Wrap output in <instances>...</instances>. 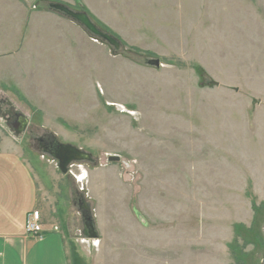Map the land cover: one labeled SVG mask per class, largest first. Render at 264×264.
<instances>
[{
    "label": "rangeland",
    "instance_id": "rangeland-1",
    "mask_svg": "<svg viewBox=\"0 0 264 264\" xmlns=\"http://www.w3.org/2000/svg\"><path fill=\"white\" fill-rule=\"evenodd\" d=\"M36 1L13 3L34 10ZM57 1L37 2L42 8L64 3L94 24L98 19L95 25L120 42L119 49L79 27L76 45L83 54L77 51L76 60L82 71L88 65L96 95L93 88L88 92L89 77L76 81L75 55L74 73L57 71L64 63L59 49L47 53L51 38L38 37L27 57L42 54L46 68L55 69L53 80L43 82L45 93L25 78L23 96L0 94V132L14 138L9 122L18 115L27 119L11 144L28 163L30 208L41 209L45 200L50 213L44 221L62 228L68 223L71 241L82 232L77 203L86 195L101 252L90 247L88 254L67 240L69 264L72 251L79 264H116L108 254L132 230L141 248L170 245V261L164 250L161 261L150 264H264V0ZM8 12H16L13 4ZM149 59L161 66L147 67ZM173 104L184 109L188 131L195 133L186 137L184 152L169 159L150 155L154 147L163 150L167 123L181 121ZM41 136L89 153L91 161L72 163L63 175L38 149ZM107 153L120 162L108 164L106 156L113 154ZM137 216L184 228L138 230L130 224Z\"/></svg>",
    "mask_w": 264,
    "mask_h": 264
},
{
    "label": "crops",
    "instance_id": "crops-1",
    "mask_svg": "<svg viewBox=\"0 0 264 264\" xmlns=\"http://www.w3.org/2000/svg\"><path fill=\"white\" fill-rule=\"evenodd\" d=\"M37 1V8L31 10L21 3L20 5L22 7L15 6L13 0H0V94L2 95H5L7 92L12 94L13 90L17 94H20V96H23L22 92L25 89L23 81H25V78H30L32 83L36 80L41 87L37 88L41 90L47 87L43 82L53 80V72L55 69L52 66L46 68V61L42 54L38 55L33 52L30 60L27 57L30 52L37 48V38L42 35L51 38L46 45L47 53H49L51 48L57 51L59 49V55L64 63L60 67L59 65L57 66V71L66 73L67 70L71 73L73 69L74 73V59H72V56L75 55L76 81L80 78L81 74L89 77V73H85L88 72V65L84 68V71H82L79 69V63L76 60L79 54H83L81 46H77L76 43L77 39L81 37L80 28L82 30L84 29L62 14L50 11L47 7L42 8L40 5L42 2ZM12 4L16 12H8L9 9L12 8ZM81 4L85 8V12H88L91 18L96 19L92 16L83 2ZM65 5L72 10L78 11L75 7L72 8L70 5ZM96 20L95 22L97 23L99 20ZM101 24L103 23L101 22ZM102 28L106 30L104 27ZM86 46L89 47L88 45ZM129 47L137 48L133 46ZM137 49L140 51L139 48ZM14 50H18V53L9 55V53ZM77 51L79 54H76ZM141 54L143 56L149 55L146 52H141ZM100 57L105 58L104 54ZM124 58L128 61L130 60L132 63L134 62V64H139L133 56L128 57L127 55ZM96 67L98 68V64H96ZM7 70L9 71L8 75L4 73ZM34 75H36V78ZM45 79H48V81ZM89 82L88 92L93 88L96 94L97 92L93 87L90 77ZM45 92H47V88L43 93ZM7 96L9 95L5 97ZM98 98L101 102L102 99L99 95ZM172 106L173 110L171 111L179 112L182 115L184 109H182L181 106L177 107L176 104ZM105 109L111 111V108L107 106H105ZM184 119L182 115L181 121H179L178 124L176 122L167 123L168 126H166V129L168 131H166V136L162 141L165 145L163 150L158 151L160 148L154 147L150 155H152V153L154 155L163 154L169 159L171 154H179L185 151L188 146L186 137L189 136V134L192 135L195 131H188L187 125L191 122ZM178 128H181L179 129L180 131H176ZM2 133L5 132H0V264H69L67 257V246H69V244H67V240L70 241L71 245H73V241L70 240L68 223L65 224V227H63L64 229L59 227L58 232H53L52 226L57 225V221L52 225H48L47 222L44 221L46 212L48 211L50 213L49 208L45 204V200H41V203L39 202L41 209L30 208L28 202L27 160L22 159V155L19 154L21 152H19L17 148H12V139L15 141L17 135H14L15 137L13 138ZM184 137L186 138L185 141ZM178 138L183 139V142L180 143V146L176 147L173 141ZM10 147L12 151L8 150ZM107 154L115 155V153ZM38 191L39 189L37 188V193ZM133 206L135 208V203H133ZM33 210L39 211L40 214L43 228L40 238L29 237L24 231L26 218L29 212ZM133 219H131L130 224L132 223L138 230L140 229L143 231L147 230L145 228L147 226L148 229L153 232L173 230L178 225L184 228V223H173V221L170 220L169 222L168 220H158L160 222H156L152 219H145L144 221L141 216L133 217ZM101 240L103 239L101 238ZM140 242V238L133 235V230L131 236L122 233V237L117 239L115 252L112 250L110 251L112 253L108 255L116 257V264H150L153 259L160 262L162 257L158 255H160L162 251L167 250L169 254L165 256L164 261H170V259H167L170 255V245L164 249H158V245L154 242L157 248H151L152 246L148 244L147 246H149V248H141ZM100 252L99 249L97 254H100ZM97 261H99L98 258Z\"/></svg>",
    "mask_w": 264,
    "mask_h": 264
},
{
    "label": "water",
    "instance_id": "water-1",
    "mask_svg": "<svg viewBox=\"0 0 264 264\" xmlns=\"http://www.w3.org/2000/svg\"><path fill=\"white\" fill-rule=\"evenodd\" d=\"M48 9L69 18L71 21L84 28L94 37L113 47L114 50L119 49V42L113 36L101 31L95 24H93L87 14H85L84 12L72 11L71 9L60 3H49ZM147 65L152 67H160L159 60L157 59L148 60ZM16 119L17 120L12 125L11 130L15 135H20L27 128L28 122L27 119L21 115L16 116ZM42 153L46 154L57 162V169L63 175L67 173V167L71 163L91 161V155L89 153H85L82 150L75 148L69 144L59 143L55 138H51V142L47 145V147L42 149ZM106 162L108 164L118 163L120 162V157L117 155H107ZM77 208L81 216L80 220L83 229L82 235L89 240L98 239L95 224L91 216L90 205L86 202L83 195L80 196V201L77 204Z\"/></svg>",
    "mask_w": 264,
    "mask_h": 264
},
{
    "label": "built area",
    "instance_id": "built-area-1",
    "mask_svg": "<svg viewBox=\"0 0 264 264\" xmlns=\"http://www.w3.org/2000/svg\"><path fill=\"white\" fill-rule=\"evenodd\" d=\"M33 9H34V7H33ZM69 167H70V165L68 166V170H67L68 173H70ZM85 178H83V180L80 181L81 185H83L86 182ZM24 231L27 234V236H29V237H32V238H40L41 237V233L43 232V229H42V223H41L39 211L33 210V211L29 212V214L26 218L25 225H24ZM52 231L58 232L59 227L54 225L52 227ZM77 237H79V239L73 240V243L75 245H79V246L81 245L80 247L82 249H84L83 251H85L86 253L89 254V251L86 249L91 247L92 249L97 250V252H98V250H99L98 240L86 239L82 235V232L79 233Z\"/></svg>",
    "mask_w": 264,
    "mask_h": 264
},
{
    "label": "flooded vegetation",
    "instance_id": "flooded-vegetation-1",
    "mask_svg": "<svg viewBox=\"0 0 264 264\" xmlns=\"http://www.w3.org/2000/svg\"><path fill=\"white\" fill-rule=\"evenodd\" d=\"M16 117L14 119V121L9 122V128L12 129V125L15 123L16 121ZM26 130V129H25ZM22 134V133H21ZM50 140L48 136H41L39 137L36 142H37V147L39 150L42 151L43 148L47 147V145L50 143ZM78 204V203H77Z\"/></svg>",
    "mask_w": 264,
    "mask_h": 264
},
{
    "label": "trees",
    "instance_id": "trees-1",
    "mask_svg": "<svg viewBox=\"0 0 264 264\" xmlns=\"http://www.w3.org/2000/svg\"><path fill=\"white\" fill-rule=\"evenodd\" d=\"M34 9H35V7H34ZM72 259H73L74 264H79L80 263V260H79L78 256H76V254H74L73 251H72Z\"/></svg>",
    "mask_w": 264,
    "mask_h": 264
}]
</instances>
